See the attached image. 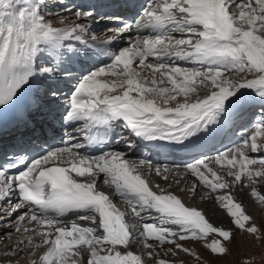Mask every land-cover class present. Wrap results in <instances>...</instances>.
<instances>
[{
    "label": "snow or ice",
    "instance_id": "obj_1",
    "mask_svg": "<svg viewBox=\"0 0 264 264\" xmlns=\"http://www.w3.org/2000/svg\"><path fill=\"white\" fill-rule=\"evenodd\" d=\"M105 20L114 26L98 37ZM6 113L18 143L0 162V243L13 240L0 264H185L166 258L181 253L201 264L189 241H203L212 264H256L237 232L264 261V0H144L128 17L0 0ZM242 121L250 131L223 144ZM38 127L59 130L60 145L25 142ZM141 144L193 151L175 166L193 178L190 188L176 180L178 192H224L214 200L233 227L173 192L167 165L133 158ZM238 193L260 206V224Z\"/></svg>",
    "mask_w": 264,
    "mask_h": 264
},
{
    "label": "rangeland",
    "instance_id": "obj_2",
    "mask_svg": "<svg viewBox=\"0 0 264 264\" xmlns=\"http://www.w3.org/2000/svg\"><path fill=\"white\" fill-rule=\"evenodd\" d=\"M209 155H213V154H209ZM173 169H175V171H177L175 167ZM180 169H182V167ZM174 179H176V178L172 177L171 178V181H173ZM180 183H182V181H180ZM184 183L185 182H183L182 185H179V187H183L184 186ZM171 190L173 192H177L181 196H184L185 195L184 193H179L177 188H172ZM198 193H200V191H198L196 193L195 197H193L190 192L186 196L195 201V202L194 201H192V202L194 204L196 203L195 206L198 207V210H202L204 212H205V206H209L214 201V196L215 195H218L219 196V195H223L224 194V192L211 193L209 191L206 194L200 195V197H199ZM115 203H116V205L118 207H121L123 210H127L126 203L123 202L121 199H115ZM243 204H244L245 209L248 212L252 213L256 217L257 224H260V222H261L260 217L262 215V210H261L260 206L259 205H255L254 206L252 204V202H248V201L247 202L246 201H243ZM203 205H204V207H203ZM205 215H206V218H208L210 220V222L214 223V225H216V226H224L226 228H232L233 227V224L231 222V218L228 215L227 216L226 215L225 216L223 215L224 220L222 222H220L219 225L216 224L211 219V217L207 215L206 212H205ZM134 218L132 217L131 220H133ZM13 219H15V218H13ZM213 238H214V236L210 235L208 237V241L210 242L211 239H213ZM237 239L243 243L244 250L246 252H249V253H252V254L257 255L258 259L256 261V264H264V261H262V260L259 259L260 251H261L259 245H257V247H255V248H253L251 246V244L248 242L247 238L241 236V234L239 232H237ZM203 243H204L203 241L196 242V243H193V242L189 241V242H187V246H190L194 251H196L202 257L201 264H205V262H207V264H212L213 257H211L208 254V252H206L204 250V248L201 246ZM168 247H171V245L165 244L163 246H159L157 248V251H159L161 253V256L163 257L164 249H166ZM136 251H137L136 252L137 254H140V253L145 252L147 250L143 248L142 244H138V245H136ZM166 258L167 259H175V260H177V262H179V261L182 260V261H185V264H197V262L192 257L186 256L183 253H181L179 257H171V256H168ZM19 259L23 262V261H25L27 259V257L26 256H21ZM229 259H231V257H229ZM146 264H154V261L153 260H150V259H146Z\"/></svg>",
    "mask_w": 264,
    "mask_h": 264
},
{
    "label": "bare ground",
    "instance_id": "obj_3",
    "mask_svg": "<svg viewBox=\"0 0 264 264\" xmlns=\"http://www.w3.org/2000/svg\"><path fill=\"white\" fill-rule=\"evenodd\" d=\"M73 2L74 3H77L78 2V0H73ZM82 4V3H81ZM97 26H99V25H95V29H96V34H97V36L98 37H102V32H103V26L102 27H100V28H97ZM236 138H231L230 140H227V141H224V139L222 140V143L223 144H228L230 141H233V140H235ZM217 140H219V143L216 145V146H214V147H216V148H219V147H221V139L220 138H218ZM213 148V147H212ZM136 153H137V155L136 156H134L133 158H136V159H140V158H145V159H151L152 160V162H153V164H155V165H160V166H164V165H167L169 168H171L173 171H172V174H170V176H169V179H170V181H171V178L172 177H174V178H176L177 180H179V181H182V183H180V185H182L183 184V182H185V180H187V181H189V184H188V187L190 188L191 187V184H190V181L193 179L191 176H190V174H187V173H185L184 175H180V173H183V168L182 169H179L178 171H175V169H173L176 165H182L183 163H185V162H187L188 160H185V159H183L182 161L181 160H172V161H170V160H168V159H156V158H154V157H144V156H142L141 155V153H140V151H139V149L137 148L136 149ZM177 170V169H176ZM176 179H174L172 182H173V184H174V186H173V188H177L176 186H175V181H176ZM158 180V181H157ZM156 180V182L157 183H162L161 181H159V179H157ZM163 186V185H162ZM178 189V188H177ZM103 190L104 191H106V192H110L111 191V189H109V188H107V186H104L103 187ZM199 191H200V193H198V195H199V197H200V195H202V194H206L207 192H209V190L206 188V187H204V186H201L200 187V189H199ZM216 196H218V195H215L214 197H216ZM184 197H185V202H186V204H191V205H194L195 206V204L192 202V201H194V200H192V199H190L189 197H187V196H185L184 195ZM237 198L238 199H243V201H248V202H251L250 200H248V198L247 197H244L243 196V193H238L237 194ZM116 199H118V198H116ZM123 201V200H122ZM115 202V201H114ZM124 202V201H123ZM195 202V201H194ZM127 205V204H126ZM118 207V206H117ZM203 207H204V205H203ZM121 210H123L121 207H119ZM205 212L207 213V215L208 216H210L211 217V219L216 223V224H218L219 225V223L220 222H222L223 220H224V218H223V215L225 216H227V213H226V211L222 208V206L219 204V202L218 201H213L209 206H205ZM71 218V217H70ZM134 218V217H133ZM134 220H135V218L133 219V220H129V222H134ZM224 223V222H223ZM4 235H6L5 233H0V237H2V236H4ZM16 235H18V234H15L14 235V237H13V239H15L16 238ZM36 239L38 240L39 239V237H36ZM11 243H13V240H6V241H4L3 243H0V252H2L7 246H8V244H11ZM133 251L136 253L137 251H136V246H134V248H133ZM139 253V252H138ZM137 254V253H136Z\"/></svg>",
    "mask_w": 264,
    "mask_h": 264
}]
</instances>
